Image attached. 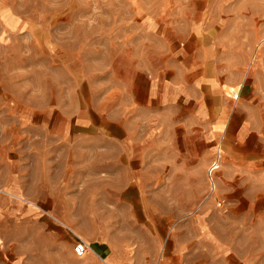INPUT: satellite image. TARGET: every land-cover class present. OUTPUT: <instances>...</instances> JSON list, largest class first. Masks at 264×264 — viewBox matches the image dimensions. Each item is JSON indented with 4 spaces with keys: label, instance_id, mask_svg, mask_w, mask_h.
Masks as SVG:
<instances>
[{
    "label": "rangeland",
    "instance_id": "rangeland-1",
    "mask_svg": "<svg viewBox=\"0 0 264 264\" xmlns=\"http://www.w3.org/2000/svg\"><path fill=\"white\" fill-rule=\"evenodd\" d=\"M203 100L264 122V0H0V187L23 197L0 193V241L29 232L36 217L25 212L30 198L4 184L17 174L29 196L30 167L45 180L47 142L63 129L69 146L90 143L108 117L136 129L148 111H163L167 123ZM58 163L54 194L68 191L75 205L78 195L92 204L120 184L100 182L93 165ZM63 229L55 224L59 243L66 230L73 235ZM173 232L171 218L167 242Z\"/></svg>",
    "mask_w": 264,
    "mask_h": 264
},
{
    "label": "crops",
    "instance_id": "crops-1",
    "mask_svg": "<svg viewBox=\"0 0 264 264\" xmlns=\"http://www.w3.org/2000/svg\"><path fill=\"white\" fill-rule=\"evenodd\" d=\"M202 102L174 111L168 124L161 110L148 111L136 129L108 117L114 125L96 128L90 143L69 146V132H59L58 141L46 145L52 164L45 180L36 164L30 167L29 196L17 174L4 184L30 198L25 212L36 217L29 232L0 241V264H264V122L247 120L253 111L214 110ZM217 149L215 189L208 194L206 173ZM53 160L79 169L93 165L100 182L126 184L109 187L92 204L78 195L75 205L68 191L54 194ZM167 182L173 183L172 206L166 205ZM0 193L23 198L1 187ZM55 224L74 236L65 229L59 243ZM75 235L88 244L82 255L73 251Z\"/></svg>",
    "mask_w": 264,
    "mask_h": 264
},
{
    "label": "built area",
    "instance_id": "built-area-1",
    "mask_svg": "<svg viewBox=\"0 0 264 264\" xmlns=\"http://www.w3.org/2000/svg\"><path fill=\"white\" fill-rule=\"evenodd\" d=\"M237 96H238V92L233 91L232 97L236 98ZM215 161L216 160H214L211 163L210 167L208 168V174H209V177L211 179V184H212L211 185V188L214 187V183L212 181L211 172H212V170L214 168H216L215 167ZM75 238H76V240L74 241L73 246H72L73 251L77 255H82L86 251V249L88 248V244H87V242L83 238L79 237L78 235H75Z\"/></svg>",
    "mask_w": 264,
    "mask_h": 264
},
{
    "label": "bare ground",
    "instance_id": "bare-ground-1",
    "mask_svg": "<svg viewBox=\"0 0 264 264\" xmlns=\"http://www.w3.org/2000/svg\"><path fill=\"white\" fill-rule=\"evenodd\" d=\"M229 90H232V89H229ZM233 91V90H232ZM233 93V92H232ZM218 166V164L215 162V167H217Z\"/></svg>",
    "mask_w": 264,
    "mask_h": 264
}]
</instances>
